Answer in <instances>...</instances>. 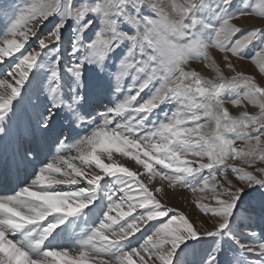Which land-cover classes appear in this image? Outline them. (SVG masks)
Instances as JSON below:
<instances>
[{
	"label": "snow or ice",
	"instance_id": "snow-or-ice-1",
	"mask_svg": "<svg viewBox=\"0 0 264 264\" xmlns=\"http://www.w3.org/2000/svg\"><path fill=\"white\" fill-rule=\"evenodd\" d=\"M254 15L264 18V4L254 0L0 4V17L7 20L0 40V137L8 135L29 78H37L44 57L54 56L48 103L30 114L13 152L36 159L29 145L46 135L56 151L27 186L0 195V264H183L182 254L193 247L189 242L206 238H215L214 246L197 264H264V166H258L264 165V80L236 71L233 62L254 61L264 72V24H241ZM54 16L58 22L45 28ZM66 42L72 49L67 61L61 52ZM121 45L123 54L110 65ZM210 48L223 53V63L235 73L227 82L230 94L222 95L226 82ZM193 60L208 61L220 82L186 71ZM89 65L95 66L91 78ZM65 73L71 76L67 88ZM145 90L151 93L146 100ZM106 94L112 102L93 115L90 101ZM226 103L252 104L259 112L245 110L234 118ZM173 104L163 119L149 120L161 105ZM69 117L77 127L92 125L75 143L57 126ZM128 157L137 167L125 166L121 158ZM233 160L242 165L233 166ZM112 177L121 178L119 187L108 194L98 225L85 229L74 245L46 244L57 228L95 203L101 182ZM157 177L168 187L209 192V203H197L210 226L162 203L163 187H149ZM237 224L244 225L242 235L234 231ZM137 234L136 247H126ZM225 237L238 250L234 259L225 253Z\"/></svg>",
	"mask_w": 264,
	"mask_h": 264
},
{
	"label": "rangeland",
	"instance_id": "rangeland-1",
	"mask_svg": "<svg viewBox=\"0 0 264 264\" xmlns=\"http://www.w3.org/2000/svg\"><path fill=\"white\" fill-rule=\"evenodd\" d=\"M167 0H158L159 3L162 5L166 4ZM21 0H0V4H3L4 6H14L17 3H20ZM243 2V0H237V3ZM254 3L257 5L264 4V0H254ZM202 15H204L202 13ZM258 21L264 22V18H261L259 16L254 15ZM59 17L54 16L49 18V21L46 22L45 28H51L54 26L55 22H58ZM71 23V22H70ZM99 23V22H98ZM3 24L1 22V17H0V25ZM126 30V27H125ZM94 35V34H93ZM4 38L3 32H2V37L0 40ZM258 43V42H257ZM124 45H121L120 48L116 50L115 53H113V60L109 61V64H113L114 61L118 62V59L115 60L116 56H120L123 54V49ZM255 47V45H254ZM213 50H217L215 48H210ZM209 49V50H210ZM71 44L70 42H66L65 46L61 49V52L64 55V60L67 61L70 59L68 56V53L71 52ZM253 54L252 49L249 50V55ZM213 57V56H212ZM54 59V56H49V57H44L43 62L39 64L38 71L40 69H45L51 67V61ZM215 60L217 66L220 68L221 72H223V80L226 82V87L224 92H222V95L230 94L232 89L228 87L227 82H230L232 77L235 75L234 72H231L226 65L222 62L223 59L218 60L213 57ZM240 62V63H239ZM249 62V63H248ZM244 65H242V64ZM247 64V65H246ZM202 65V66H201ZM234 66L236 68V71L242 72L246 76H252L257 82H260L264 80V72H261L259 69H257V65L254 63V61H249V60H234ZM254 66V67H253ZM203 67V69H202ZM89 71L86 73L87 75L93 76L95 66L94 65H89L88 66ZM208 68V69H207ZM227 68V69H226ZM241 68V70H240ZM226 69V71H225ZM246 69V71H245ZM35 70V69H34ZM33 70V72H34ZM186 71H197L202 77H204L207 80H211L213 82H220V76H218L217 72L215 71L214 68L209 67V62L208 61H200V60H193L190 61L188 65L185 66ZM248 70V71H247ZM259 71V72H258ZM37 72V69L36 71ZM229 74H228V73ZM67 76H70V74L65 73L64 78H67ZM132 83L131 77H129V80L126 79L125 85L130 86ZM66 85V84H65ZM242 90V88L240 89ZM151 93H149L147 90H145L144 93H141V96L146 100L149 98ZM121 96V97H120ZM119 99L123 100V92L120 94ZM105 99V104L112 102V98L110 94L103 95ZM175 105H161L160 109L157 110L156 114L152 115L149 117L150 121L158 120V119H163V113L171 111ZM225 107L228 109L229 113L231 116L234 118L239 117L243 111H248L250 114L255 115L259 112L258 107L252 104H242L240 106L233 105L231 103H226ZM127 116V114H125ZM151 127V124H148L145 128V131H147L148 128ZM238 148H244L246 145H244L242 142H238L237 144ZM230 163L233 164V166L239 167L242 165V161L240 160H233L230 161ZM258 166H264V165H259ZM206 174V173H205ZM121 179L119 177H112V178H106L104 181L101 182V187L98 189L97 192V199L95 203H93L90 207L91 210L88 211L85 215V218L82 217V222L85 220L87 224L89 225L88 228H91L93 226L98 225L100 220L103 218V215L105 213V210L107 206L109 205L110 201L107 199L108 194L115 188L119 187L117 184V180ZM198 182L199 178H195ZM160 180L159 177L151 181V184L149 185L150 189L154 188H161L159 184H157V181ZM168 188V191L164 195V191L162 194H158V198L161 199L162 203L166 204L168 207H173L176 208L179 212H183L187 217L192 219L195 223L201 224L203 223L205 227L210 226V222L207 221V217H205L202 213H200L199 208H198V203H209V192H200L197 190L196 192L190 191L188 188L176 185L175 187H168L167 182H164ZM99 196L102 198V203L97 204ZM261 197V194L259 192L254 193V198L259 199ZM99 207L101 208H98ZM155 223V222H153ZM91 226V227H90ZM244 227L243 224H237L235 226L234 231L236 234L242 235L241 229ZM259 227V226H258ZM75 233V232H74ZM59 238V237H58ZM214 240L215 238H206L201 240L200 242H193L190 241V244H193V247L190 248L186 253L182 254V260L183 264H197L200 256L210 247L214 246ZM48 241H46L47 243ZM139 242V234H137L136 237H133L131 241H125L124 244L128 248H134L136 247L137 243ZM224 246L225 253L228 257V259H234L238 256V250L232 245L231 241L225 237L224 241L222 242ZM178 256H181L180 253H178Z\"/></svg>",
	"mask_w": 264,
	"mask_h": 264
},
{
	"label": "bare ground",
	"instance_id": "bare-ground-1",
	"mask_svg": "<svg viewBox=\"0 0 264 264\" xmlns=\"http://www.w3.org/2000/svg\"><path fill=\"white\" fill-rule=\"evenodd\" d=\"M170 2V0H167L166 1V4L165 5H167L168 3ZM167 10V9H166ZM241 24H243L244 26H249V25H253V26H259V25H261V24H264V22H262V21H258L257 20V18L255 17V16H253V17H250V18H248L247 20H241ZM2 32H3V30H2ZM209 53H210V55L211 56H213L214 58H216V59H218V60H221V59H223V53H221V52H219V51H217V50H213V49H210L209 50ZM223 62V61H222ZM234 62V61H233ZM240 63V62H239ZM249 63V62H248ZM242 64V63H241ZM243 65V64H242ZM247 65V64H246ZM202 66V65H201ZM244 66V65H243ZM254 67V66H253ZM257 69H259L258 68V66L256 67ZM202 69H203V67H202ZM208 69V68H207ZM227 69V68H226ZM226 69H225V71H226ZM34 70V69H33ZM240 70H241V68H240ZM36 71V69L34 70V72ZM231 71V70H230ZM245 71H246V69H245ZM248 71V70H247ZM232 72V71H231ZM259 72V71H258ZM228 73V72H227ZM229 74V73H228ZM219 76V75H218ZM121 97V96H120ZM110 102V101H109ZM108 102V103H109ZM52 144H53V142H52ZM50 145L51 146V148H54V145ZM115 156H119V154H114ZM123 161H124V163H125V166H129V167H131V168H135V167H137L136 166V163H135V161H133V160H131V158L130 157H128V158H121ZM157 184H159L161 187H163V189H164V195L166 194V192L168 191V188H167V186H166V184L164 183V182H162L161 180H158L157 181ZM85 221V220H84ZM91 227V226H90ZM67 227L65 226L64 227V229H66ZM73 234H74V232H72ZM76 237H80L79 235H76Z\"/></svg>",
	"mask_w": 264,
	"mask_h": 264
}]
</instances>
